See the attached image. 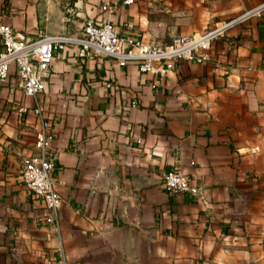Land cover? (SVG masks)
Listing matches in <instances>:
<instances>
[{
	"label": "crops",
	"instance_id": "1",
	"mask_svg": "<svg viewBox=\"0 0 264 264\" xmlns=\"http://www.w3.org/2000/svg\"><path fill=\"white\" fill-rule=\"evenodd\" d=\"M262 2L0 0V23L33 39L106 20L164 46ZM205 54L159 76L132 61L82 59L76 46L53 52L37 101L51 129L52 180L63 182L54 183L58 230L20 180L37 120L9 66L0 81V264H264V10ZM173 165L202 188V202L164 190Z\"/></svg>",
	"mask_w": 264,
	"mask_h": 264
},
{
	"label": "built area",
	"instance_id": "2",
	"mask_svg": "<svg viewBox=\"0 0 264 264\" xmlns=\"http://www.w3.org/2000/svg\"><path fill=\"white\" fill-rule=\"evenodd\" d=\"M132 0H123L130 3ZM264 10V2L253 6L241 14L227 20L214 23L203 32L189 37H175L164 46L141 43L138 38L116 33L108 21L95 22L85 19L79 34H47L37 30L33 39L19 36L13 29L0 23V81L7 76L10 65L17 75V86L34 100L31 111L36 117L35 137L32 154L20 160V180L37 198L43 201L47 210L46 222L58 230V211L61 196L53 182L54 154L51 150V129L43 115V109L37 98L44 91V79L49 71L50 61L55 50L66 46H76L78 57L88 60L95 56L109 57L118 64L132 61L141 72L165 76L176 60L200 62L206 57V51L212 41L222 37L226 30ZM113 88H118L116 84ZM136 100H130L135 106ZM21 106L19 112L26 111ZM162 184L168 193H184L193 200L203 201L202 188L191 182L189 176L173 165L162 175Z\"/></svg>",
	"mask_w": 264,
	"mask_h": 264
},
{
	"label": "rangeland",
	"instance_id": "3",
	"mask_svg": "<svg viewBox=\"0 0 264 264\" xmlns=\"http://www.w3.org/2000/svg\"><path fill=\"white\" fill-rule=\"evenodd\" d=\"M263 114H264V112H263ZM263 120H264V115H263Z\"/></svg>",
	"mask_w": 264,
	"mask_h": 264
}]
</instances>
